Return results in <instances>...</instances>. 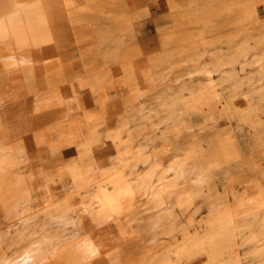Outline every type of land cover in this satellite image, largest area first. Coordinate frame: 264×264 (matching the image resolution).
<instances>
[{"label":"rangeland","instance_id":"374dc122","mask_svg":"<svg viewBox=\"0 0 264 264\" xmlns=\"http://www.w3.org/2000/svg\"><path fill=\"white\" fill-rule=\"evenodd\" d=\"M100 8L5 81L0 264H264V0Z\"/></svg>","mask_w":264,"mask_h":264},{"label":"bare ground","instance_id":"6f19581e","mask_svg":"<svg viewBox=\"0 0 264 264\" xmlns=\"http://www.w3.org/2000/svg\"><path fill=\"white\" fill-rule=\"evenodd\" d=\"M101 1L105 0H0V49L5 50V53L0 55V101L5 99L4 94H7L5 92V87L7 86L5 81L8 80V83L12 85L22 81L21 78L20 81H13L19 75V70H21L20 72H22L24 77L27 74L31 79L30 74L33 73L32 71L39 68V64L36 61L40 57L39 54L35 56L34 53L41 51L44 54H53V51H56V49L54 50L56 37L60 36L62 32L67 31V29H74V27H77V24L83 23L81 22L83 12H80L79 9L90 11L92 8H96L90 14L96 16L103 15L100 8ZM72 39L70 38V41ZM17 69L18 73L16 76L12 72ZM13 75L16 77L11 80ZM9 79L14 83L9 81ZM21 83H17V86H21L23 89L24 86L22 87V84L24 83ZM10 87L12 88L11 85ZM19 87L15 86L14 88H18L20 91ZM18 89L16 93H20ZM9 93L11 94V90ZM9 99H11V96ZM1 104L0 106L2 107ZM5 115L7 116V114ZM2 151L0 152L3 153L4 151ZM2 156L0 154V182L4 179L3 177L10 165L7 151L4 157ZM229 220L226 219V222L229 223ZM42 251L43 249L41 248L36 252V255ZM27 260H29V257H25L23 262Z\"/></svg>","mask_w":264,"mask_h":264}]
</instances>
